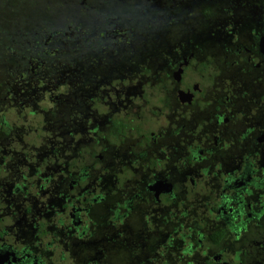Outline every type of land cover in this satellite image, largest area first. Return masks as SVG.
Segmentation results:
<instances>
[{
  "label": "flooded vegetation",
  "instance_id": "af4514ba",
  "mask_svg": "<svg viewBox=\"0 0 264 264\" xmlns=\"http://www.w3.org/2000/svg\"><path fill=\"white\" fill-rule=\"evenodd\" d=\"M212 4L218 13L204 28L210 33L196 35L195 39L196 44L202 39L204 49L187 53L189 34L184 33L181 54L179 50L171 51L167 42L161 58H156L158 51L148 44L147 58L139 51L140 63L132 65L124 50L118 48L113 53L108 48L111 38L122 46L125 33L106 34L104 29L103 57L94 61L101 69L96 71L93 60L88 62L101 78L93 82L88 76L85 82L76 78L75 66L81 64L72 61L68 72L74 84L78 90H93L94 96L102 94L104 109L91 108L86 101L77 110H67L73 118L80 114L82 120L78 130L64 132L71 146L61 158L42 152L37 145L30 148L28 142L22 144L20 136L10 138L12 129L6 134L0 130V205H5L0 207V264H68L65 261L69 260H88L91 264L97 258L107 261L106 252L100 253L98 245L92 248L91 258L75 253L74 245L84 251L86 243H97L88 232L90 228H99L102 237L110 238L105 244L115 248H121L125 238L119 232L131 235V242L126 243L133 254L131 261L135 263L138 254L147 259L145 250L152 245L160 247V243L143 234L142 225L143 229L147 226L142 223V210L135 208L136 201L146 204L145 221L148 217L155 221L156 213L168 211L163 208L153 212L150 201L144 199L154 198L160 203L192 193L200 200L196 207L210 204L208 211L206 208L201 212L212 215L218 227L228 224L237 238L253 226L251 221L256 225L264 216V48L260 46L264 31L256 42L250 35L233 33L235 21L230 18L236 10L231 0H212ZM227 7L233 13L219 19ZM194 23L201 26L197 18ZM53 24L46 22L44 28H37V36H56L58 28L54 25L58 24ZM67 24L85 29L88 22ZM212 37L233 43L235 50L218 45L220 49L212 51L209 48L214 46L208 41ZM133 51L129 50L131 54ZM108 55L111 60H107ZM123 58L128 65L122 63ZM146 67L148 72H144ZM122 68L129 69V73L123 74ZM155 69L167 72L163 80L161 75L154 78ZM27 80L23 79L22 85L30 86L32 91L24 93L28 97L20 96L19 104L37 106L42 99L32 86L36 78ZM148 87L156 89L160 105L151 107L149 98L142 99ZM137 96L145 109L140 110ZM65 106L69 108V104ZM159 116L169 121L167 125L155 130L145 127V117L156 123ZM117 117H121L122 125L113 124ZM117 127V137L106 139L105 135ZM103 220L106 223L100 225ZM180 241L185 249H192L193 245H187L192 243L191 238L181 237ZM260 243L255 241L245 260L264 264V246ZM235 254L222 250L211 258L213 264H234L238 259Z\"/></svg>",
  "mask_w": 264,
  "mask_h": 264
},
{
  "label": "trees",
  "instance_id": "16d2710c",
  "mask_svg": "<svg viewBox=\"0 0 264 264\" xmlns=\"http://www.w3.org/2000/svg\"><path fill=\"white\" fill-rule=\"evenodd\" d=\"M189 2H191L192 8L197 12L193 21L195 22L197 18L198 22L201 23V28L194 23V25H187L181 33L189 34L187 39L190 45L186 48L187 53L193 49H204V46L200 44L202 39L196 40L198 43H195L196 35L204 37L207 33H210L204 28L210 23V19L218 13V11L214 10L216 5L213 6L212 0H190ZM231 2L236 10V14L232 16L233 18H230L231 21H235L233 33L250 35L256 42L258 36L264 31V24H259L264 23V0H231ZM2 3V0H0V110L20 115V118L23 117L21 107L25 105L19 103L21 97H28L24 93L31 92L32 89L27 85L23 87L22 80L34 81V78H36V81L32 84L33 88L36 92L39 90V98L45 99L51 105L53 109L48 111L54 112L55 115H53L60 121L55 126L57 143L55 145L49 143L51 147H49V154L52 152L55 155H59L60 158L67 152V147L71 146L64 132L71 131L70 129L78 130L82 120L80 114L73 118L72 114H67V110L70 108L77 110L76 108L81 107L86 101L90 103L91 108L97 107L99 100L101 101L104 97L100 92L101 95H92L93 90L89 92L87 90L86 92L85 90H78L76 84H74V79L71 78L72 75L68 72L69 66L73 65L71 64L72 61H77L81 65L75 66L78 69L75 72L76 78L84 81L86 76H88L87 78H91L90 82H93L95 78H101L100 75L93 71L88 62L102 60L101 51L103 50L102 36L104 35V29H107L106 34L110 31L128 34L129 37L123 34L121 39L125 48L129 50H142L144 52L147 49L146 46L151 44L152 49L158 51L156 52V58H161V51L166 48L165 44L167 42L171 45V51L179 50L181 54V38L183 41L185 40L184 37H181V34L176 36L168 35L170 32L168 28H165V25L169 23L162 20L159 16L148 19L140 26L138 22H131L134 20L132 14L119 15L112 12L110 8L101 7L99 4L93 7L94 11L90 13V20L85 29L79 28L75 24H66L64 26L58 24L57 26L54 25L59 32L56 36L47 38L44 34L40 38L37 36L39 33L38 29L29 27L25 20L26 16L7 17L6 13H3L5 10ZM159 3L161 4V1ZM160 4H158V7ZM175 4L181 5V0H176ZM149 8V6H145L139 10L147 11ZM246 8L247 10L241 15L240 12ZM225 9H227L226 12L219 19L224 16L229 17L233 13L228 7ZM43 22L45 24L46 22L49 23L46 18H43ZM160 27L164 28L165 31L160 30ZM234 37L238 39L237 36ZM208 41L212 42L211 44L217 46V48L220 46L224 50H235L233 49V43L229 44L227 40L220 41L212 37ZM119 45V41L116 42L114 38H111V44L108 45V48H111L113 53H117ZM254 47L256 48V43ZM108 48L106 47L107 52ZM144 57L147 58L146 55ZM153 64L156 65V62ZM94 65L96 71L101 69L95 62ZM158 65L161 66V64ZM146 68L144 72H148L149 67ZM159 71L161 74L157 77L161 75L160 80H163L167 72L164 71L162 73V69H159ZM84 82L80 85L83 86ZM39 86L41 88H38ZM65 104H69V108ZM30 107L33 110H29L24 115L31 116L30 118L32 119L29 125L32 128L34 125H38L35 117L39 118V115L43 114L44 111H39L34 104L30 105ZM120 119L121 117L115 118L113 124L122 125L123 122H120ZM38 128L36 127L35 130ZM10 129H12L11 132L16 131V133L21 134L22 127L11 121L9 115L1 114L0 130L6 134ZM119 132L120 127H117L115 132H108L105 137L108 140H112V137H117ZM32 141L37 143V140ZM26 142L22 136V144ZM30 144L28 142L27 146L30 148L36 147V145ZM49 145L47 143V146ZM61 147L65 150H61ZM177 193L179 192L177 191ZM182 194H184L182 198L178 194L174 200L160 201V203L154 198L144 199L145 201H150L149 208L154 209L153 212H158L163 208L168 211L167 214L164 213L163 215L159 214V212L156 213L155 221L150 217H148V221H145L144 219L148 215L146 204L140 203V201L135 202V208L142 210V223L147 226V229H143L144 226L142 225L143 234L160 243V247L152 245L149 250H145L149 254L147 259L145 255L143 258L138 254L139 257L135 263L131 261L133 254L130 249L126 248L129 245H126V243L131 242L132 236L119 232L123 237L125 236L121 240L122 247H110L112 244H108L106 248H109V254L112 259L110 261L107 260L108 250L106 251L105 242L110 241V238L102 237L104 234L99 228H90L88 232H90L92 238L102 243V246L98 245V250L100 253L106 252L104 257L107 260L103 261L97 258L93 259L91 264H213L212 255L222 250L236 253L235 256L238 259L234 264H260L257 261H251V259L245 260V257L249 255V251L254 246L255 241L261 242L260 244L264 246V216L256 222V225H254V220L251 221L250 223L253 226H250V229H247L243 235L237 238L231 233V227L228 224L225 227H218L219 224L213 220L214 217L212 215L201 212V209L204 210L206 208H208V211L210 204H204V206L197 208L196 205L200 203V200L197 199L196 195L189 192ZM213 207L215 208L214 205ZM90 214H93L92 211ZM96 223L98 224V221ZM104 223H106V220L99 221L100 225ZM181 237L191 238L192 243L187 245H193L192 249L183 247L180 241ZM74 250L77 249L74 248ZM115 253H117L118 257L116 259L114 258ZM74 262L75 264H90L88 260H75Z\"/></svg>",
  "mask_w": 264,
  "mask_h": 264
},
{
  "label": "rangeland",
  "instance_id": "374dc122",
  "mask_svg": "<svg viewBox=\"0 0 264 264\" xmlns=\"http://www.w3.org/2000/svg\"><path fill=\"white\" fill-rule=\"evenodd\" d=\"M161 1V4L159 3ZM176 0H2V6L5 10L7 17H19L21 15L26 16L25 20L29 24L30 28H44L45 23L43 22V18L48 19L49 23L54 24H67V22H76L80 23L82 25L89 22L90 19V13H92L93 7L96 4H99L101 7L104 8H110L112 12L118 13L119 15H125L126 13H130L133 15L134 20H132V23L138 22L141 24L145 23L148 19L155 18L156 16H159L162 20L168 22L169 24L165 25V28L169 29L168 35H180L183 30L187 27V25H194V16L197 15V12L195 9H193L190 0H181V5L175 4ZM158 4L161 5V7H158ZM149 6L150 8L147 11H140L141 8ZM158 7V8H157ZM140 9V10H139ZM188 10V11H187ZM247 10L243 9L240 14L242 15L243 12ZM2 13V14H3ZM0 14H1V7H0ZM126 16V15H125ZM238 18V17H237ZM236 18V19H237ZM259 18V16H257ZM138 20V21H137ZM53 24V25H54ZM57 26V25H55ZM139 26V25H138ZM160 30H164V28L160 27ZM55 34L59 33L56 29L54 31ZM245 38V37H243ZM236 41V39L234 38ZM246 40H248L246 38ZM231 44V43H230ZM234 45V44H233ZM212 48V51L217 50V46L214 45ZM122 49L124 51L123 54L128 58V60L132 63H140L141 53L139 51L142 50H134L133 53L129 52L128 48L125 49L124 44L119 45V50ZM126 50V51H125ZM136 52V53H135ZM143 52V51H142ZM147 53V51H144L143 56ZM112 57L109 55L107 56V60H111ZM128 60L123 58L122 63L124 65H128ZM115 61V60H113ZM135 65V64H134ZM123 69V68H122ZM129 69H123V74H128ZM154 74H156L155 79H157V76L159 75V70L155 69ZM190 75V74H189ZM146 92V95L143 96V100L150 99L152 103L151 107H155V105H160V103L157 101L159 99V95L156 91V89L148 87ZM149 95V97H148ZM138 98V96H137ZM137 103L140 104V110L141 108L145 109V105L141 101V97L136 100ZM98 109L103 111L102 103L99 100ZM149 106L146 103V107ZM45 107V111L49 109H53L51 105L45 100L42 99L38 105L36 106L39 111H44L42 108ZM21 112L23 114V118L20 119V115L12 114L10 112H2L0 110L1 114H7L11 117V121H14L16 124L20 125L22 127L21 134H18L16 132H12L10 135V138L14 139L20 137H24V139L27 142H30V145H37L38 147H42L44 151H48L49 153V143L55 145L57 143V140L55 139L56 135V124H58L60 121L54 116V112H49L39 115L36 118V122H38V125H34L32 128H30V121L32 118L29 115L26 114L31 109L30 106L25 105L21 107ZM79 108V107H77ZM96 108V107H94ZM121 115L124 116V111L120 110ZM54 114V115H53ZM148 117V116H147ZM145 117L143 121L145 122V127L148 125L151 129L155 130L157 127L159 128L162 125H167L166 122H169L168 120H163L162 116H159V122L156 121L154 123V119H151L150 117ZM158 122V123H157ZM160 123V124H159ZM159 124V125H158ZM36 127H39L37 130H35ZM34 138V139H33ZM2 139V138H1ZM32 140H37V143L33 142ZM47 143L49 146H47ZM15 144V143H14ZM81 145V143H79ZM51 148V147H50ZM5 205H0V207H4ZM6 223V222H4ZM122 228V227H121ZM123 229V228H122ZM187 241V239H186ZM96 244L93 246H90L88 243V247L85 248L84 251H81V247L74 245V247L77 249L75 250L76 254L80 255L84 258H91L94 254V251L92 248L99 245L102 246V243H100L96 239ZM108 246L106 244L105 248ZM54 246H51L50 248H53ZM61 248V246H58ZM57 248V250L59 249ZM108 256L107 260L110 261L112 259V256L109 254V248H106ZM117 256V253H115L114 257ZM110 258V259H109ZM68 264H75V262L71 261H65ZM63 262H59V264H62Z\"/></svg>",
  "mask_w": 264,
  "mask_h": 264
},
{
  "label": "water",
  "instance_id": "95a60500",
  "mask_svg": "<svg viewBox=\"0 0 264 264\" xmlns=\"http://www.w3.org/2000/svg\"><path fill=\"white\" fill-rule=\"evenodd\" d=\"M261 42H260V46H261V50H263V48H264V35L263 36H261V40H260ZM181 69H179L178 70V72L180 71ZM178 74L176 73V78H178V76H177ZM166 190V189H165ZM222 264H225V263H222Z\"/></svg>",
  "mask_w": 264,
  "mask_h": 264
}]
</instances>
